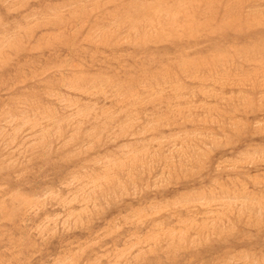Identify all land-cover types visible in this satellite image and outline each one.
<instances>
[{
  "label": "rangeland",
  "instance_id": "obj_1",
  "mask_svg": "<svg viewBox=\"0 0 264 264\" xmlns=\"http://www.w3.org/2000/svg\"><path fill=\"white\" fill-rule=\"evenodd\" d=\"M0 264H264V0H0Z\"/></svg>",
  "mask_w": 264,
  "mask_h": 264
}]
</instances>
